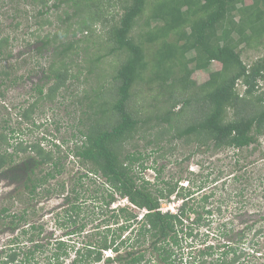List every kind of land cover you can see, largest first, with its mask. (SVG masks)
<instances>
[{
    "label": "trees",
    "instance_id": "trees-1",
    "mask_svg": "<svg viewBox=\"0 0 264 264\" xmlns=\"http://www.w3.org/2000/svg\"><path fill=\"white\" fill-rule=\"evenodd\" d=\"M30 1L34 5L31 18L39 30L53 25L47 15L62 9L56 19L66 26L53 35L47 33L41 41L38 51H52L51 61L45 84L34 89L37 101L22 114L25 119H32L41 100L52 102L70 79L78 78L73 67L80 73L85 63L92 74L107 58L120 62L112 68L107 84L99 77V90L90 102V113L85 112L87 118L80 120L81 144L77 142L74 147L86 169L81 180L97 183L101 178L110 188L105 208L111 216L104 219L103 230L97 225L94 231L85 233L88 223L80 217V206L68 201L65 214L59 218L64 227L72 228L66 236L83 235L88 239L78 249L72 247L75 255L69 264H178V250L183 249L184 242L195 239V227L201 223L209 226L207 219L214 211L206 209L205 202L211 197L204 196L199 207L189 206L195 191L180 193L176 185L166 192L156 190L134 175L135 165L146 169L145 154L137 148L136 141L149 136L153 139L148 144L180 141L194 146L192 155L201 148L209 152L235 150L237 154L250 148V152L259 150L260 138L264 136V91H259L260 81H264V57L247 64L242 51L258 52L264 48V0H250V4L245 0H125L120 5V17H113L114 23L109 25L103 41L96 37V28L108 21V9L117 7L111 5L114 0H55L53 5L52 0ZM142 20L145 21L141 23ZM71 30L73 37L78 33L84 37L70 39ZM9 41V37L0 39V56L6 53ZM83 44L87 49L79 61ZM93 45L96 51L89 53ZM216 62L221 68L210 71ZM198 70L210 72L202 84L192 78ZM239 83L245 87L243 95ZM13 138L7 133L0 135V170L15 167L17 153L33 150L36 156L29 155L24 162L25 188L34 197L50 195L51 189L36 192L56 172H61L60 159L52 151H45L41 142L26 146L22 142L14 147L10 142ZM47 164H52L54 170L44 176L36 175ZM220 176L221 173L213 182L221 180ZM206 184L203 181L198 190L206 189ZM174 193L183 204L176 213L163 212L162 201ZM123 199H128L130 205L112 208ZM134 209L146 212L140 218ZM24 219L21 216L17 221L14 216L10 220L13 233L20 230L10 243L18 246L3 251L0 264H41L37 257L46 248L50 251L51 244L55 249L53 260L64 264L70 255V240L56 237L46 247L35 240L33 230L38 227L22 228ZM30 232L33 236H29ZM27 236L32 245L23 248L20 240ZM219 238L223 243L207 246L197 256L187 253L186 257L193 258L190 264H244L247 253L242 247L243 231L236 236L224 231ZM262 243L264 248V240ZM106 252L111 255L106 256ZM180 255L184 259V251ZM48 264L54 263L50 259Z\"/></svg>",
    "mask_w": 264,
    "mask_h": 264
},
{
    "label": "rangeland",
    "instance_id": "rangeland-1",
    "mask_svg": "<svg viewBox=\"0 0 264 264\" xmlns=\"http://www.w3.org/2000/svg\"><path fill=\"white\" fill-rule=\"evenodd\" d=\"M28 1L2 0L0 2L2 5L0 7V39L2 37L10 38L6 53L0 56V135L7 133L9 136L15 137L10 141L14 147L22 142L25 146L41 142L45 151H52L56 159H60L61 172H56L55 177L36 192L38 194L51 189L53 192L50 195L45 193L34 197L25 188L27 172L24 169L27 157L29 155L36 156L33 150L17 153L15 167L0 170V255L3 251L11 248L10 241L20 231L13 233L11 228L13 224L11 225L10 220L16 216L18 221L21 216H24L22 228L38 227L37 230H33V233H36L35 240L46 247L59 237L70 240L68 244L70 255L67 259H62L64 264H69L75 255L72 247L75 246L78 249L79 244L88 239L83 235L66 236V233L69 230L71 232L72 228L64 227L59 218L65 214L68 201L80 206V217L88 223L85 233L94 231L93 228L97 225L99 229L103 230L106 224L104 219L111 216V211L109 210L107 213L105 208L110 188L104 184L101 178L97 179V183L88 181V179L81 180L86 169L82 165L81 159L75 155L74 147L77 142H81L80 120L87 118L85 112L90 113V102L99 90V77L107 84L113 72L112 68L119 66L120 62L114 57L107 58L92 74L88 73L86 69L88 65L85 63L82 64L80 73L77 67H73V73L78 78L70 79L66 87L61 89L59 95L52 102L48 99L41 100L31 115L32 119H25L22 114L37 101L38 94L34 89L37 85L45 84L46 69L51 61L52 51L39 53L41 41L47 33L53 35L63 28L65 29L66 26L65 23L56 19V15L62 14V9L58 13L52 11L48 14L47 16L51 17L54 24L39 30L31 18L34 14V5L30 0ZM124 1L114 0L111 2V5H117V7L108 9L106 15L108 21L104 26L97 25L96 37H100L101 41L105 39L109 25L114 23L113 17L116 19L120 17V5H123ZM245 1L246 4L251 2L250 0ZM54 3L55 0H52L50 5ZM107 4L109 5V3ZM144 21L142 20L141 23ZM17 23H20L19 27H16ZM72 31L68 34L70 39L77 41L84 37L81 33L73 37ZM86 47V44L82 45L79 61L84 59ZM95 49L96 47L93 45L89 53H94ZM242 57L247 64H251L259 57H264V48L258 52L243 49ZM220 68L221 65L216 62L213 63L210 71H217ZM5 72L8 75H5ZM209 75L210 72L207 70H198L194 72L192 78L198 84H202L209 79ZM259 88L260 92L264 91V81H261ZM238 89L243 95L245 87L241 83H239ZM46 92L47 90H45ZM152 139L153 137L149 136L146 140L136 141L137 148L145 154L143 162L146 169L143 170L137 164L134 175L147 181L149 186L156 190L166 192L176 185V191L180 193L195 191L194 198L188 201L189 206L199 207L201 199L208 195L211 198L205 202L206 209L214 211L212 216H208L209 226H204L203 223L196 226L195 239L184 242L183 249L178 250L177 263L179 264L182 260L181 264H190L193 258L186 257L187 253L193 252V256H197L207 246L223 243L219 238L221 232L227 231L231 236H236L238 232L243 231L245 235L243 243L245 244L242 247L246 249L247 253L244 264H264V256H262L264 253V248H262L264 240V136L260 138L259 150L250 152L252 150L250 148L244 154H237L235 150L209 152L206 148H201L192 155L194 147L192 145L190 147L180 141L171 143L165 141L160 145L148 144V141ZM10 149L13 152V149ZM246 157V160L243 159ZM53 170L52 164H47L41 171L38 170L36 175L44 176ZM220 173L221 180L213 182ZM235 177L238 179H234ZM203 181L207 183L206 189L199 191L198 187ZM75 186L77 193L72 194ZM182 186L190 189L184 191L181 189ZM121 201L118 200L116 204L112 205V208L129 205L128 202ZM182 204V199L174 193L169 200L162 201V208L163 211L172 213L173 207L175 211H178ZM4 209L7 211L6 213L3 212ZM134 211L140 214V218L144 213L139 209H134ZM257 232L258 234L261 232V235H257ZM33 233L30 232L29 236H33L30 235ZM29 236L21 238V247L28 248L32 245ZM258 242L261 244L260 246L256 245ZM51 245H49L50 251L46 248L44 253L40 252L38 255L37 259L41 264L50 263V259L54 264H57L52 257V252L55 249ZM190 245L193 247H189ZM181 251L185 253L184 259L180 258ZM195 264H199V262Z\"/></svg>",
    "mask_w": 264,
    "mask_h": 264
},
{
    "label": "clouds",
    "instance_id": "clouds-1",
    "mask_svg": "<svg viewBox=\"0 0 264 264\" xmlns=\"http://www.w3.org/2000/svg\"><path fill=\"white\" fill-rule=\"evenodd\" d=\"M260 85H261V81H260ZM123 200L129 203L128 199H123ZM123 200H122V201H123ZM122 201H121V202H122ZM129 205H130V203H129ZM117 207H118V206H117ZM161 210L163 211V208H161ZM143 212L145 213L146 211H143ZM163 212H169V211H163ZM173 212L176 213L177 211H175V209H174V210L172 209V213H173ZM144 213H143V214H144ZM143 214L141 215V217L143 216ZM109 255H111L110 252H109ZM109 255H108V253L106 252V256H109Z\"/></svg>",
    "mask_w": 264,
    "mask_h": 264
},
{
    "label": "built area",
    "instance_id": "built-area-1",
    "mask_svg": "<svg viewBox=\"0 0 264 264\" xmlns=\"http://www.w3.org/2000/svg\"><path fill=\"white\" fill-rule=\"evenodd\" d=\"M172 209L174 210V207ZM108 255H109V253H108Z\"/></svg>",
    "mask_w": 264,
    "mask_h": 264
}]
</instances>
